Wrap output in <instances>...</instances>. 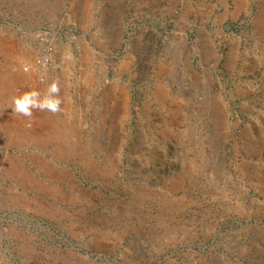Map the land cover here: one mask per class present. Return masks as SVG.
Masks as SVG:
<instances>
[{
    "label": "rangeland",
    "instance_id": "obj_1",
    "mask_svg": "<svg viewBox=\"0 0 264 264\" xmlns=\"http://www.w3.org/2000/svg\"><path fill=\"white\" fill-rule=\"evenodd\" d=\"M0 264H264V0H0Z\"/></svg>",
    "mask_w": 264,
    "mask_h": 264
},
{
    "label": "clouds",
    "instance_id": "obj_2",
    "mask_svg": "<svg viewBox=\"0 0 264 264\" xmlns=\"http://www.w3.org/2000/svg\"><path fill=\"white\" fill-rule=\"evenodd\" d=\"M69 58H71L69 56ZM60 87L58 81H51L45 93L32 88L12 98L11 110L15 113L31 117L34 109L41 111L58 112L61 110L62 99L59 96Z\"/></svg>",
    "mask_w": 264,
    "mask_h": 264
},
{
    "label": "bare ground",
    "instance_id": "obj_3",
    "mask_svg": "<svg viewBox=\"0 0 264 264\" xmlns=\"http://www.w3.org/2000/svg\"><path fill=\"white\" fill-rule=\"evenodd\" d=\"M4 50L6 52V49H5V46H4ZM11 52V51H10ZM12 53V52H11ZM18 64V63H17ZM16 64V65H17ZM17 67V71L15 72V76L12 80V82L14 84H16L17 82V77H21L23 74L21 72V70L19 69V64L16 66ZM32 75V74H31ZM7 86H10L12 83H6ZM18 95V94H17ZM45 112V111H44ZM31 117H34V119L32 121H30L31 123V127H30V130L35 132L37 130H40L44 125H43V122H44V118L41 117V115L37 114L34 112L33 110V114ZM29 117H25V116H22V115H19V114H16V116L13 118V124L14 125H17V126H24V124L28 121ZM52 122V121H51ZM50 122V123H51ZM49 123V122H48ZM45 124V123H44ZM51 124H49V127H50ZM44 128V127H43ZM42 128V129H43ZM39 132V131H38ZM51 132V131H50Z\"/></svg>",
    "mask_w": 264,
    "mask_h": 264
}]
</instances>
